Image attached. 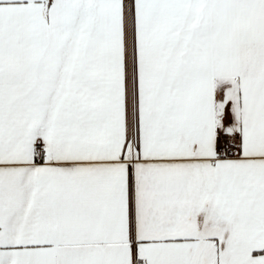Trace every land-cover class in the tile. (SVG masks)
Wrapping results in <instances>:
<instances>
[{
    "label": "snow or ice",
    "instance_id": "obj_1",
    "mask_svg": "<svg viewBox=\"0 0 264 264\" xmlns=\"http://www.w3.org/2000/svg\"><path fill=\"white\" fill-rule=\"evenodd\" d=\"M0 264H264V0H0Z\"/></svg>",
    "mask_w": 264,
    "mask_h": 264
}]
</instances>
